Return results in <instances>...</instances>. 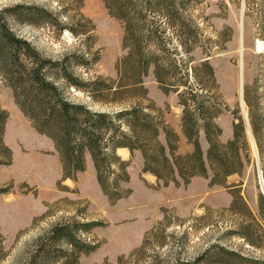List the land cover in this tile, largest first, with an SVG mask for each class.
<instances>
[{
	"label": "trees",
	"instance_id": "trees-1",
	"mask_svg": "<svg viewBox=\"0 0 264 264\" xmlns=\"http://www.w3.org/2000/svg\"><path fill=\"white\" fill-rule=\"evenodd\" d=\"M71 1L76 13L64 12L66 16L35 3L0 9V78L11 88L15 104L32 127L52 140L61 164L60 182H76L86 170L89 157L109 202L115 204L129 197L130 163L117 153L118 148H127L131 157L140 154L142 171L156 178L157 188L187 186L194 177L207 178L209 185L231 190L230 205L224 209L230 215L224 221L230 226L194 257L179 256L173 264H264L263 257L229 244L236 238L242 245L264 251V195L260 194L254 213L241 193L242 183L226 185L229 176L242 175L249 161L245 122L238 116L233 137L221 140L222 128L216 119L226 104L220 95L207 91L200 77L203 73L208 83H215L213 66L209 60L189 65L199 37L197 26L186 12L187 0H103L110 15L123 27L124 53L116 62L114 77L89 78L78 74L76 67L91 65L98 55L89 52L90 59L78 52L48 56L12 27V23L47 25L59 34L69 30L75 37L93 38L95 25L81 12L83 0ZM151 68L163 92L177 95L182 107L181 133L167 121L168 107H159L149 97L145 77ZM72 89L82 92L90 103L72 100ZM244 101L258 152L264 157V107L249 89ZM95 105L111 110H98ZM9 116L0 104V165L13 162V150L5 142ZM182 136L192 147L185 153L180 152ZM202 137L208 145L206 152ZM9 192V186L0 187V194ZM75 215L53 223L38 235L26 251L23 264H80L82 254L94 252L100 242L86 237L106 223L87 219L85 211ZM166 221L167 216L146 233L142 246ZM2 243L0 255L4 256ZM164 244L162 241L160 245ZM142 246L130 255L143 250ZM124 258L119 256L118 262Z\"/></svg>",
	"mask_w": 264,
	"mask_h": 264
},
{
	"label": "rangeland",
	"instance_id": "rangeland-1",
	"mask_svg": "<svg viewBox=\"0 0 264 264\" xmlns=\"http://www.w3.org/2000/svg\"><path fill=\"white\" fill-rule=\"evenodd\" d=\"M18 3L45 5L64 16L76 13L70 0H0V9ZM186 5L188 17L197 26L199 37L189 65L197 66L209 60L215 83H208L201 72L200 77L207 91L216 97L220 95V100L226 104L216 119L222 128L221 140L226 142L233 137V123L238 116L245 122L249 161L242 175L229 176L226 185L241 182L242 195L251 210L257 213L259 196L263 194L264 157L254 150L249 119L247 122L244 113L246 111L248 115V107L246 103L242 107L241 99L249 89L260 98V105L264 107V0H187ZM81 12L95 25L93 38H78L69 30L59 34L47 25L12 23V27L48 56L78 52L85 53L90 59L87 57L89 52L98 55V60H92L91 65L76 67L77 73L85 78L114 77L116 62L124 53L121 23L110 15L103 0H83ZM145 85L149 97L159 107H168L167 121L181 133L182 107L177 95L163 92L152 68L145 77ZM69 96L72 100L90 103L80 91L72 89ZM0 104L10 115L5 142L13 150L12 164L0 165V187L11 188V192L0 194V241L5 253L0 255V264H23L26 251L32 248L38 235L53 223L72 218L77 211H85L87 219L106 223L86 237L99 241L100 246L90 254H82L80 264H173L179 256L194 257L229 228L224 221L230 218L224 211L232 199L228 187L211 186L207 178L197 176L187 186L171 184L157 188L156 178L142 171V159L137 153L133 157L118 153L129 160L128 186L132 188L131 195L121 203L109 202L90 163L76 182L70 179L60 182L61 166L54 144L46 135L37 134L39 132L27 122L15 104L11 88L1 78ZM93 107L111 110L110 107ZM201 142L206 152L208 145L204 137ZM190 150L192 147L182 136L180 152ZM165 216L167 224L160 226L157 234L146 238L143 250L130 255L133 249L142 246L146 233L157 227ZM162 241H165L164 245H160ZM242 243L240 239L231 238L229 244L264 258V251ZM121 255L125 258L119 263Z\"/></svg>",
	"mask_w": 264,
	"mask_h": 264
},
{
	"label": "water",
	"instance_id": "water-1",
	"mask_svg": "<svg viewBox=\"0 0 264 264\" xmlns=\"http://www.w3.org/2000/svg\"><path fill=\"white\" fill-rule=\"evenodd\" d=\"M244 104H245V102H244V99H243V94H242V107H244ZM245 117H246V120H247V122H248V115H247V112L245 113ZM248 125H249V122H248ZM249 132H250V134H251V136H252V139H253V142H254V144H255V148H256V153H257V155H258V148H257V145H256V142H255V139H254V137H253V134H252V132H251V128H250V126H249ZM118 152V151H117ZM262 176V175H261ZM261 191H262V193H263V195H264V184H263V178L261 177Z\"/></svg>",
	"mask_w": 264,
	"mask_h": 264
},
{
	"label": "crops",
	"instance_id": "crops-1",
	"mask_svg": "<svg viewBox=\"0 0 264 264\" xmlns=\"http://www.w3.org/2000/svg\"><path fill=\"white\" fill-rule=\"evenodd\" d=\"M9 120H10V117H9ZM9 120H8V122H9ZM8 122H7V124H8ZM29 124H30V122H29V120L27 121ZM34 130V129H33ZM35 131V130H34ZM36 132V131H35ZM37 133V132H36ZM6 134V133H5ZM37 134H39L40 135V133H37ZM49 138V137H48ZM49 140L52 142V140L49 138ZM52 144H53V142H52ZM119 149V148H118ZM125 149H127V148H125ZM118 151V150H117ZM127 151H128V154L130 155V152H129V150L127 149ZM118 153V152H117ZM137 154H139L138 152H136ZM127 154V155H128ZM140 155V154H139ZM141 157V156H140ZM124 159V158H123ZM142 159V158H141ZM88 163H90L91 165H92V167L94 168V166H93V163H92V161L90 160V158L88 157ZM60 166H61V164H60ZM95 171V170H94ZM151 175V174H150ZM151 176H153V175H151ZM154 177V176H153ZM121 201H122V199L121 200H119L118 202H117V204L118 203H121ZM100 227V226H99ZM96 228H98V227H96ZM96 228H94L93 229V231L96 229Z\"/></svg>",
	"mask_w": 264,
	"mask_h": 264
},
{
	"label": "bare ground",
	"instance_id": "bare-ground-1",
	"mask_svg": "<svg viewBox=\"0 0 264 264\" xmlns=\"http://www.w3.org/2000/svg\"><path fill=\"white\" fill-rule=\"evenodd\" d=\"M259 45H261V43H259ZM241 101H242V99H241ZM244 113H246V111H245ZM250 137H251V140L253 141L251 134H250ZM254 150H255V152H256L255 144H254ZM118 153H119V154L122 153V154L126 155V154L128 153V151H127V149H125V148H119V149H118ZM256 154H257V153H256Z\"/></svg>",
	"mask_w": 264,
	"mask_h": 264
}]
</instances>
